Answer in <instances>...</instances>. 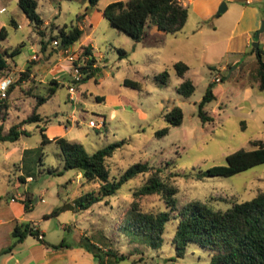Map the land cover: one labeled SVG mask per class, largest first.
Instances as JSON below:
<instances>
[{
    "label": "rangeland",
    "instance_id": "374dc122",
    "mask_svg": "<svg viewBox=\"0 0 264 264\" xmlns=\"http://www.w3.org/2000/svg\"><path fill=\"white\" fill-rule=\"evenodd\" d=\"M111 1L100 0L87 9V0H37V12L48 22L42 29L29 21L18 0H0V28L4 26L6 30V37L0 39V51H10L23 44L20 53L7 58L11 66L8 64L1 75L12 79L7 94L9 113L2 125L5 131L31 113L37 100L32 95L46 96L51 85L35 87L34 80L25 83L31 79L30 73L20 81L18 70L24 68L32 55H37L38 68L47 64L45 51L40 47L42 39L52 48L49 52L52 57H56V51L62 52L52 37L59 27L77 25L81 21L78 15L83 13L90 15L83 36L89 35L87 43L92 44L99 66L83 82L73 80L71 68L61 71L55 93L36 108L49 121L46 124L26 122L23 128L27 134H21L16 141H0V196L9 198L15 183L19 192H30L33 204L39 203L37 213L42 207L71 203V199L98 190L99 183L86 182L76 169L62 175L46 172L52 167L61 169L62 161L53 141L41 144L43 125L48 136L66 132L63 137L81 143L89 153L124 140V144L106 157L109 178H118L133 163L148 162L153 169L161 170L159 175L164 181L177 187L176 211L190 201L202 202L214 210H226L234 202L250 200L264 191V163L231 176H198L200 170L224 164L225 156L239 148H255L251 141L264 143V89L258 88L255 78L256 62L233 72L227 68L222 38H215L220 40L213 47H204L201 35L186 39V31L194 25V15H190L186 27L175 35L161 31L151 34L148 27L146 37L136 42L103 16V7ZM165 38L169 42L165 43ZM86 61L80 55L75 62L83 65ZM177 61L189 66L183 77L173 68ZM164 70L169 76L166 84H161L155 77ZM216 76L220 77L214 84L216 98L204 106L212 120L203 122L198 116V103ZM186 78L195 85L188 97L177 91ZM126 79L140 86L128 85ZM69 86L75 89L73 99H70ZM246 87L251 88L250 95ZM174 106L183 112L178 126L169 125L165 117ZM89 119L104 124L99 129L93 128L87 124ZM165 127H168L167 133L158 136L156 132ZM25 147L29 150L24 152ZM22 171L34 178L27 187L17 177ZM150 174L148 171L134 176L115 194L87 209L63 210L43 220L46 241L49 244L63 241L66 246L85 249L94 246L103 264H209L213 252L194 242L188 244L183 257L177 256L172 238L178 217L166 222L162 243L157 248L126 225L127 209L134 199L145 211L169 209L160 194L134 196V191L144 185ZM42 189L44 201L38 197ZM61 225L68 228L63 229ZM80 232L84 235L80 236ZM91 255L78 264H98V257Z\"/></svg>",
    "mask_w": 264,
    "mask_h": 264
},
{
    "label": "trees",
    "instance_id": "16d2710c",
    "mask_svg": "<svg viewBox=\"0 0 264 264\" xmlns=\"http://www.w3.org/2000/svg\"><path fill=\"white\" fill-rule=\"evenodd\" d=\"M99 1L87 0V9L96 6ZM18 5L36 28L43 24V19L37 12V0H18ZM102 14L112 26L128 34L134 41L139 42L146 37V28L152 25L156 26L158 31L166 34L178 33L187 21L188 7L183 6L181 0H115L102 9ZM85 15V13L78 15V19ZM82 33L83 31L78 25H73L70 28L62 26L58 28L56 35L52 38L58 41V47L65 49L78 42ZM5 37V27L1 26L0 39ZM22 45L20 44L10 51L7 49L0 51V78L2 72L8 68L7 58L20 53ZM42 49L45 51L46 45H43ZM91 49L92 47L89 45H81L80 47V55L82 57L88 56V58L86 63L80 67L82 78L79 82L85 81L99 69L97 66H93L96 59ZM251 50L256 56L255 78L258 88L262 90L264 89V50L260 46L257 50L255 47H252ZM120 51L124 54L123 50ZM173 68L177 75L183 77L189 67L186 63L177 61L173 63ZM30 72V66L20 71V81L29 76ZM168 76V71L164 70L155 78L161 84H166ZM125 83L134 87L140 86L138 82L129 79H126ZM50 84L53 86H48L46 96L33 95L37 100L31 113L17 124L11 125L7 131H3L2 125L9 113L7 101L9 88L5 96H0V141H16L21 134H27L25 129H21L26 122L46 124L49 121V119L42 117L36 111V108L46 102L55 93L56 86L59 85L56 80H52ZM214 84L215 81H212L208 85L198 103V116L203 122L212 120V117L207 115L204 110V106L216 98L213 92ZM194 90L195 85L188 78L184 79L177 87L178 93L185 97L190 96ZM165 117L169 125L178 126L183 120L182 109L179 106H174ZM45 130V125L40 127L41 144L45 145L53 141L59 149L62 161L61 169L48 168L46 170L48 174L62 175L67 170L76 169L81 172L86 182L99 183L97 191H89L75 199L74 207H77V209L89 208L94 203L115 194L123 183L134 176L151 171L144 185L134 191V196L160 194L169 209L145 211L139 206L137 199H134L127 209L126 225L130 229L144 235L148 243L157 248L162 243V234L166 222L173 217H178L177 227L172 238L177 256L183 257L188 244L194 242L213 252L209 264H264V191L259 192L250 200L234 202L226 210H214L202 202L190 201L176 211L174 195L177 192V187L171 182L164 181L159 175L161 170L159 168L153 169L154 167L150 166L148 162L133 163L118 178H109L106 157L112 155L117 147L124 144V140L111 143L89 153L81 143L68 140L63 136L56 137L53 140L49 139ZM167 131L168 127H165L157 131L156 134L161 136ZM251 144L255 148H239L225 156L224 164L200 170L198 176L201 178L216 175L231 176L257 164L264 163V143L260 140H253ZM29 203L31 201L27 199L25 201L27 210L30 209ZM70 208V204H63L45 214L44 217L57 215L59 212ZM11 234L12 243L2 249L0 254L10 252L27 235L36 236L42 241L38 232L28 222L15 224ZM90 244L92 245L91 242ZM51 246L53 248L66 247L63 241ZM86 249L98 257V264L104 263L102 257L95 251L94 246H88Z\"/></svg>",
    "mask_w": 264,
    "mask_h": 264
},
{
    "label": "crops",
    "instance_id": "0c3cea01",
    "mask_svg": "<svg viewBox=\"0 0 264 264\" xmlns=\"http://www.w3.org/2000/svg\"><path fill=\"white\" fill-rule=\"evenodd\" d=\"M223 2L226 4V9L224 12L217 15L218 8ZM181 3L183 6L188 7V18L183 28L188 24L190 15H194L195 18L194 25L186 31V39L191 36L201 35L204 41L203 46L213 47L220 40L215 41L214 39L217 37L222 38V41L220 42L224 44V53L225 56L228 57L227 68L233 72L242 71L248 63L256 62L255 53L251 48L253 47L252 42L258 41V46L264 50V31L259 35H256V31L259 29L262 20H264V0H181ZM89 17L90 15H85L81 18V21L78 22L77 25L82 29L83 33L79 39L78 45L74 47L73 44L69 47L71 52L77 53V51H80L81 45H89L92 47L91 43H87L89 35L83 36L84 27L87 18ZM47 23V21L43 20V24L40 28L43 29V27H46ZM149 29L151 34H156L158 31L154 25L150 26ZM167 42H169V39L165 38V43ZM43 45H46V50L43 56L47 59V64L38 68L36 66L37 60H31V58H29L27 59L24 68L18 70V72L23 71L27 66H30L31 79L24 82L30 83L34 80L36 83L34 84L35 87H37V84H50L52 80L59 82L58 75L60 72L71 68V62L68 56H63V52L56 51L54 53L56 57L54 58L49 55L52 48L49 49L48 41L42 39L40 47H43ZM59 48L60 47H58V50ZM91 51L93 53V47ZM82 58H88V56H83ZM8 64L10 63L8 62ZM233 64H235V66H233ZM93 66L99 68L97 65V59ZM12 71L15 70L12 68ZM187 71L184 75H186ZM246 91L248 92V95L251 94V88L246 87ZM213 92L216 96V87L213 88ZM111 115L113 116L114 112H112ZM21 129H24L23 126ZM3 131H5V129H3ZM46 131L47 127L45 132ZM65 133L66 132H60L58 134L56 133L55 136H48L46 132V135L49 139L53 140L58 136H63ZM23 150L25 152L29 149L25 147ZM22 169H24V165H22ZM23 171L20 172V175L17 177L18 180L27 187V183L32 182L34 178L30 174H24ZM20 177H22V179H20ZM12 187L13 190L12 193L9 194V198H2V196H0V251L12 243V230L15 224L21 222L30 223L33 229L41 236L42 241L36 236L27 235L23 241L17 243L10 252L0 254V264H78L79 261L84 259L88 260V258L92 256L90 251L80 246L53 248L51 246L53 244H49L46 241L47 231L41 225V222H44L43 220L49 218L44 217L45 214L50 213L53 209L59 208L63 204H70V209L77 211L78 209L77 207H74V202L72 203L76 198L71 199V203L64 202L56 207L52 205L42 207L37 213H35L39 203H32L30 192H19V186L15 183H12ZM43 193L44 190L42 189L40 196H38L41 201H44L42 196ZM27 199L31 201V203H29V210L25 208V201ZM73 207L75 209H73ZM61 228L66 229L68 226L61 225ZM79 235H84V233L80 232Z\"/></svg>",
    "mask_w": 264,
    "mask_h": 264
},
{
    "label": "built area",
    "instance_id": "2783aa9c",
    "mask_svg": "<svg viewBox=\"0 0 264 264\" xmlns=\"http://www.w3.org/2000/svg\"><path fill=\"white\" fill-rule=\"evenodd\" d=\"M54 45H58V42L56 40L53 41ZM61 49V47L59 48ZM63 53L67 54L66 56H68L70 62H71V69H72V77L73 80L75 82H79L80 79L82 78V71H81V66L82 64H79L77 62H75L79 57L80 54L78 55L75 52H71V50L68 48L65 49H61ZM37 59V55H32L31 56V60H35ZM214 81H220V77L216 76ZM12 83V79H10L9 77L5 76V77H1L0 78V96L3 97L6 94L7 89L9 88L10 84ZM69 91H70V99H73V94H74V87L73 86H69L68 87ZM88 126L93 127V128H101V126L104 124L103 121L101 123H99L96 119H89L88 121ZM31 179V177H30ZM39 238H41V236L39 235Z\"/></svg>",
    "mask_w": 264,
    "mask_h": 264
},
{
    "label": "water",
    "instance_id": "95a60500",
    "mask_svg": "<svg viewBox=\"0 0 264 264\" xmlns=\"http://www.w3.org/2000/svg\"><path fill=\"white\" fill-rule=\"evenodd\" d=\"M225 9H226V4L223 2L218 8L217 15L224 12ZM263 31H264V20H262L259 29L256 31V35H259ZM252 46L255 47V49L257 50L258 49V41L252 42Z\"/></svg>",
    "mask_w": 264,
    "mask_h": 264
}]
</instances>
